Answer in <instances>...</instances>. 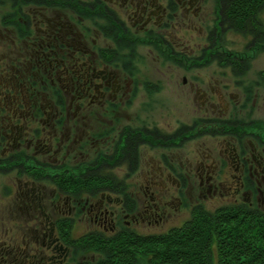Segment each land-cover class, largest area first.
Masks as SVG:
<instances>
[{
  "label": "flooded vegetation",
  "instance_id": "obj_1",
  "mask_svg": "<svg viewBox=\"0 0 264 264\" xmlns=\"http://www.w3.org/2000/svg\"><path fill=\"white\" fill-rule=\"evenodd\" d=\"M74 1L80 6L60 7L52 0L50 7H22L16 18L7 14L0 26V264L109 263L114 244L109 239L165 234L192 220L201 206L190 190L191 175L209 194L234 196L232 204L221 208L264 212L263 135L250 129L257 121L235 116L250 102L255 106L264 91V71L255 82L248 78L263 44L251 33L256 27L246 25V34L242 30L250 39L246 51L254 55H206L205 49L198 55L199 49L190 48H201L193 35L202 30L201 23L207 27L210 51L220 31L234 29V20L225 14L228 0ZM262 10L254 17L258 27H263ZM15 20L12 26L9 22ZM141 47L151 48L149 55L160 64H191V71L217 63L230 69L243 102L218 108L227 85L225 92L212 82L204 88L202 78L192 73L195 81L183 76V83L204 114L191 126L170 129L144 121L122 127L113 118L139 92ZM227 74L218 72L222 78ZM210 125L219 126L207 138L220 139V150L198 147L186 165H176L170 152L188 138L205 139L202 129ZM146 158L151 162L144 168ZM123 162L131 178L146 170L144 181H118L114 172ZM66 174L87 180L101 176L108 182L62 186L58 179ZM183 210L189 217L171 225L175 211ZM140 225L171 226L140 234ZM99 239L106 242L95 248Z\"/></svg>",
  "mask_w": 264,
  "mask_h": 264
},
{
  "label": "rangeland",
  "instance_id": "obj_2",
  "mask_svg": "<svg viewBox=\"0 0 264 264\" xmlns=\"http://www.w3.org/2000/svg\"><path fill=\"white\" fill-rule=\"evenodd\" d=\"M260 14L261 22L263 23L264 27V9ZM201 26V31L197 30L196 32H193V35H195V40L199 41V43L201 44V48H190V50H194V48L196 50L199 49L197 51L198 55H203L204 49L207 52L206 55L215 54L216 56L218 54L230 55L232 54V52L235 55L248 54L251 56L255 54L246 51V47L249 45L250 39L244 36L242 31L231 29L227 30L226 32H219V35L217 36L216 46L214 48L215 51L214 49L210 51L208 49L209 42L207 41L206 37L207 27L204 26V23H201ZM194 43L195 41L193 42V44ZM150 49L151 48L148 47H141L139 49L138 54L139 57H143V61L138 64V74L136 76V79L138 80H136V83L138 85L139 92L137 93V96L133 95L129 101H126V104L121 108L123 109L122 113H118V116L113 118L118 120L119 124L122 127L124 125H141L144 121L152 122L153 124L168 126L170 129L182 124L191 126L194 121L199 118L200 115L203 116L204 114V112L197 111L196 104H194L193 101L194 99L192 97V93L189 91V84L183 83V76L187 77L188 81H195L192 73H194L195 76L202 78V80H200V83L204 88L209 89L208 82H212V85L215 88H220L223 92H225L224 85H227L228 94L222 97V101H220L222 103L218 105V108H220L221 106V109L224 110L226 109L228 104L230 105L233 102H243L242 92L237 89L236 85L234 84L237 79H234V76H229V71L231 73L230 69L221 68L217 63H203L200 64V66L196 67L195 70L191 71L189 69L187 70V68H190L188 67V65L190 66L191 64L185 63L183 65H180L175 62L160 64L149 55ZM256 56L259 57L252 63L251 70L248 76L250 81L254 82L256 81V75L260 71H264V47H261V49L256 53ZM218 72H226L228 74L224 78H222L218 75ZM208 79H210V81ZM246 81L249 80L247 79ZM198 102H201V100L198 99ZM235 116H237L238 119L244 118L249 122L257 121L256 124L258 125L250 127V129L252 128L256 132H259L261 135H263L264 139V91H260L259 98L255 106H253V104L250 102V106L248 107V109L244 111H238L237 115ZM94 118L97 119L96 112H94ZM230 118H233V116L231 115L229 117H224L222 120H231ZM250 125L252 126V124ZM200 126L203 127L204 124L200 123L199 127ZM215 129L218 130L219 126H216L214 128L210 125L209 128L207 127L202 129V133L203 131L207 133V135H205V139L203 138L200 139V141H194L188 138L189 140L187 139V141L182 147H180V149L171 151L170 153L175 155L173 162H175L176 165H178L179 162L186 165V161L189 158L193 159V157L196 155L197 150L195 149H197L198 147L202 151L207 149L208 147L215 148L217 149V151L220 150V148L224 145L223 143H221L220 139L207 138L208 134L212 133V131H215ZM149 155H151L153 158L155 157V152H151V154ZM149 162L151 161L146 158V160L141 161V164L144 168H146ZM68 163L70 165L78 164L79 161H69ZM178 168L181 167L178 166ZM127 170V163L123 162L118 164L117 170L116 172H114V177L121 183H132V179L137 180V182L139 183L144 181L146 177V170H144L143 173H137L132 178L128 175L129 172H127ZM1 183L2 182L0 181V184ZM189 183L192 186L190 190L193 191L194 200L198 204H200L201 208L208 212H214L221 207L233 203L234 196L231 194L223 193L224 196H220L219 194L215 195L207 193L205 189L199 187V179L195 175H191ZM189 183H187V185ZM137 190L141 192L140 189ZM191 191L190 193H192ZM200 193L201 196H198V194ZM1 203H4L3 199H0V206H2ZM174 209H176V204H174ZM180 214L182 217L177 218V216ZM173 216L174 220L172 221L171 225H173L175 222L176 223L174 225H180L184 219L189 217V215L187 216L185 210H183L182 213L180 211H175V214ZM121 225H124V219L121 220ZM171 225H168V228ZM79 227V224H77L76 229L78 230ZM151 228L152 229L148 228L147 225H140L136 227L137 231L140 234H147L149 233V231L161 232L168 229L167 227H165L164 229L163 227L161 229L155 227ZM76 229L75 232L78 233L80 230L77 231ZM140 259V264H149L147 261V257L145 259Z\"/></svg>",
  "mask_w": 264,
  "mask_h": 264
},
{
  "label": "trees",
  "instance_id": "obj_3",
  "mask_svg": "<svg viewBox=\"0 0 264 264\" xmlns=\"http://www.w3.org/2000/svg\"><path fill=\"white\" fill-rule=\"evenodd\" d=\"M55 1L60 7L80 6L74 0ZM51 2L52 0H0V26L7 14L11 20L16 18L17 10L22 7H50L53 6ZM225 7L228 9L225 14L234 20L232 28L243 30L246 34V25L252 30L248 25L252 24L256 29L251 33H254L263 43L261 47H264V27H258L254 19L258 10L264 9V0H228ZM9 23L16 26L18 22L15 20ZM234 66L241 71L240 64ZM72 176H59L58 182L62 186L80 185L85 181L108 182V179L103 180L101 176L94 175L88 180L84 176ZM100 241L101 239L94 241L93 246L100 248L105 240ZM108 241L114 242L110 246L111 253L107 249L112 260L110 257L109 263L100 264H140V258L146 257L149 264H264V212L245 207L221 208L215 212L199 208L190 222L165 234L125 235Z\"/></svg>",
  "mask_w": 264,
  "mask_h": 264
}]
</instances>
